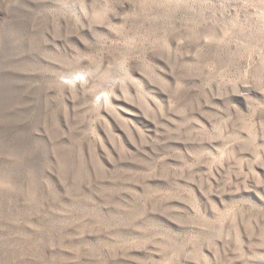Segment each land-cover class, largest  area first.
Masks as SVG:
<instances>
[{"label": "rangeland", "instance_id": "1", "mask_svg": "<svg viewBox=\"0 0 264 264\" xmlns=\"http://www.w3.org/2000/svg\"><path fill=\"white\" fill-rule=\"evenodd\" d=\"M0 264H264V0H0Z\"/></svg>", "mask_w": 264, "mask_h": 264}, {"label": "bare ground", "instance_id": "2", "mask_svg": "<svg viewBox=\"0 0 264 264\" xmlns=\"http://www.w3.org/2000/svg\"><path fill=\"white\" fill-rule=\"evenodd\" d=\"M74 83V82H73ZM75 85V84H74ZM79 87V86H78ZM77 88V87H76ZM79 90V89H78ZM81 90V89H80ZM99 100V99H98ZM102 100H105V99H102ZM106 101V100H105Z\"/></svg>", "mask_w": 264, "mask_h": 264}]
</instances>
